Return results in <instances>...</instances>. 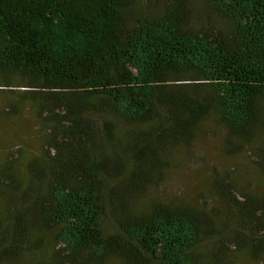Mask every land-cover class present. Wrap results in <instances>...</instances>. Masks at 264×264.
I'll return each instance as SVG.
<instances>
[{
    "label": "trees",
    "instance_id": "trees-1",
    "mask_svg": "<svg viewBox=\"0 0 264 264\" xmlns=\"http://www.w3.org/2000/svg\"><path fill=\"white\" fill-rule=\"evenodd\" d=\"M200 1L197 22L198 0H0V85L24 78L43 131L38 155L0 159V264L264 254V191L229 174L209 203H141L209 117L228 150L264 129V0Z\"/></svg>",
    "mask_w": 264,
    "mask_h": 264
},
{
    "label": "rangeland",
    "instance_id": "rangeland-1",
    "mask_svg": "<svg viewBox=\"0 0 264 264\" xmlns=\"http://www.w3.org/2000/svg\"><path fill=\"white\" fill-rule=\"evenodd\" d=\"M202 9L207 7L198 0L194 15L197 22L204 14ZM9 74L13 85H0V159L10 153L18 155V161L24 163L40 153L43 131L32 104L22 96L25 92L22 86L24 78L17 72ZM225 137V129L209 117L202 123L192 143L175 151L164 180L153 187L141 203L158 198L175 202H212L214 195L210 181L218 173L229 174L238 188L249 187L263 192L264 177L255 165L252 152L256 143H264V129L258 128L255 141L245 149H226ZM234 263L264 264V254L253 257L247 250H241L236 252Z\"/></svg>",
    "mask_w": 264,
    "mask_h": 264
}]
</instances>
